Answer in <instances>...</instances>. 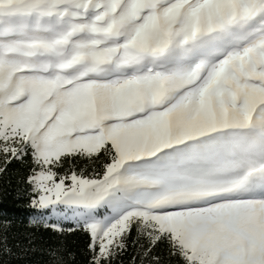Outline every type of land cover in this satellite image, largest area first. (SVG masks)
I'll use <instances>...</instances> for the list:
<instances>
[{
	"label": "snow or ice",
	"instance_id": "obj_1",
	"mask_svg": "<svg viewBox=\"0 0 264 264\" xmlns=\"http://www.w3.org/2000/svg\"><path fill=\"white\" fill-rule=\"evenodd\" d=\"M14 165L49 264H264V0H0Z\"/></svg>",
	"mask_w": 264,
	"mask_h": 264
},
{
	"label": "trees",
	"instance_id": "obj_2",
	"mask_svg": "<svg viewBox=\"0 0 264 264\" xmlns=\"http://www.w3.org/2000/svg\"><path fill=\"white\" fill-rule=\"evenodd\" d=\"M27 174L26 166L14 165L10 174L0 177V230H7L9 242L15 244L20 242L19 249H13V255H0L3 264H49L50 257L43 251L45 242L51 240L52 233L42 228L35 232L38 243L31 251H23L25 237L33 233L35 225L29 223V213L34 211L27 207L29 194L23 184V177ZM70 247L73 251H80L85 246L83 236L70 237ZM75 240L76 243H71ZM165 257L167 252L164 250ZM68 264L70 258L66 257ZM78 264H85L83 254L77 256Z\"/></svg>",
	"mask_w": 264,
	"mask_h": 264
}]
</instances>
